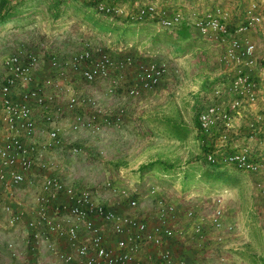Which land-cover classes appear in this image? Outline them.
<instances>
[{"label": "built area", "instance_id": "obj_1", "mask_svg": "<svg viewBox=\"0 0 264 264\" xmlns=\"http://www.w3.org/2000/svg\"><path fill=\"white\" fill-rule=\"evenodd\" d=\"M93 11L97 16L122 17L129 23L147 22L171 32L183 26L222 48L218 56L220 81L206 94L196 114L197 127L204 137L217 133L225 140L240 115L255 105L259 88L264 85V64L256 55L250 34L262 21L264 0H248L235 23L231 22V12L220 5L201 11L180 4L161 5L156 0L130 5L100 0ZM92 50L88 42H83L71 54H47L49 73L42 78L36 75L41 54L34 49L17 47L1 60L0 213L8 227L23 224L27 250L36 254L34 260H21L13 243L7 241L5 247L13 264H37L39 246L56 264H202L175 255L169 243L172 239L183 241L188 235L202 244L206 226L214 243L226 244L235 234V225L224 221L221 195L211 197L203 212L193 206L183 210L160 195L161 190L155 185L141 190L136 184H114L105 179L98 190L75 186L47 171L49 163L42 160V155L62 146L64 113L71 115L66 120L71 132L99 133L103 127L122 122V108L101 111L90 93L73 89L75 78L87 85L102 83L106 96L122 91L133 98L155 88L169 73L165 59L154 55L140 60L120 50L110 52L99 47L96 55ZM79 108L87 111L82 113L77 111ZM260 120L261 116L255 115L247 122V137L254 139L256 146L263 145V140L256 139ZM41 125L45 129L39 139ZM211 145L205 144L203 155L208 166L230 167L256 176L257 192L264 197V153L254 157L255 147L247 144L225 152H218ZM79 150L76 145L67 148L70 154ZM40 172L29 204H20L16 187L24 182L32 184ZM105 194L112 203L109 199L104 202ZM145 200L150 205L144 212H137ZM121 207L132 213H125ZM180 218H184L183 225ZM217 261L227 264L224 256Z\"/></svg>", "mask_w": 264, "mask_h": 264}, {"label": "rangeland", "instance_id": "obj_2", "mask_svg": "<svg viewBox=\"0 0 264 264\" xmlns=\"http://www.w3.org/2000/svg\"><path fill=\"white\" fill-rule=\"evenodd\" d=\"M19 1L22 0H7L4 9L10 8L12 4ZM247 1L180 0L179 4L182 3L186 7H193L201 11L210 9L215 4L220 5L231 12V22L235 23L240 19L239 12L242 4L244 5ZM53 2L54 0H24L23 5L18 8L17 14L15 12L10 21L0 24V77L2 75V58L20 46L34 49L41 54L38 70L41 75H48L47 54L68 55L78 51L79 48L70 49L67 47L72 45L73 40L77 41L75 47H81L83 42H88L91 47L100 46L110 52L118 49L121 52L137 54L138 50H143L156 58L157 55H160L159 58L165 59L168 64L169 73L155 88L136 97V99H146V102L143 106L134 107V114H127L129 116L127 118V109L125 111L124 104L130 101V97H127L124 92L106 96L102 92V83L87 85L75 78V83L71 85L73 89L83 94L90 93L97 101L101 111L113 112L119 107L122 108V122L118 126L103 127L99 133H92L89 130L71 132L66 128V120L71 115L64 113L62 117L63 120L65 119L62 123L64 129L61 134L62 146L48 150L42 155V160L49 163L47 171L55 173L65 182L75 186H92L100 190V184L108 179L114 184H121L124 181L128 185L136 184L141 190L147 185H155L161 190L160 195L162 196L170 199L166 195L167 193L172 194L176 199L183 198V162L181 165L180 162L177 163V158H181L180 161H183V143L175 140L171 128L173 124L182 128L183 97L188 94L187 92H193V86L198 84L196 88H199L200 85L202 91L197 99L200 109L206 94L215 83L220 81L221 66L218 56L222 48L201 40L194 33L190 35L189 41L192 42L191 46H188L178 32H167L156 26L148 29L145 25L142 27L140 23H129L122 17L96 16L93 11L92 13L90 11L93 9V6L89 4L90 0L78 1L83 5L87 3L85 5L87 11L82 9L83 7L76 8L77 6L72 3L66 7H59L60 10L63 8L62 13L55 17L53 16L54 9L51 6ZM240 2H242L241 5H239ZM186 35L189 36L187 32ZM255 37L256 52L262 54L264 53V24L256 31ZM182 55L186 56L177 61L172 60V58ZM199 58H202L201 61ZM261 63L264 64V60L261 59ZM183 69H192L194 73L186 75ZM108 102L110 104L118 102V104L110 105L112 107L108 110L107 108L110 107L105 105ZM77 111L83 113L87 109L79 108ZM261 112L264 114V108ZM39 129L37 137L40 139L45 128L41 125ZM258 136L260 139H264L263 133ZM70 145L78 146L79 152L75 154L67 152ZM157 161L174 166V169L170 171L171 177L162 176L165 172L159 166L145 171L139 170V167ZM203 165H201L198 179L206 187L205 195L222 193V188L228 187V193L224 197V212L227 217L230 218L234 212L243 216L252 205H256L257 209L259 206L264 209V197L258 194L255 186L256 176L236 171L230 167L225 168L224 172H218L206 169ZM40 175L41 172L33 177L32 186L23 188L24 193L32 196L36 192V181ZM261 179L264 180V174ZM196 185L193 187L194 189L204 188L200 183H196ZM102 198L105 203H108V199L109 203H112V199L108 195L105 194ZM149 205L150 203L146 200L141 202L137 212H144ZM179 208H183V203H179ZM256 217V222L251 225V253H247L248 249L244 247L246 245L238 232L239 229L244 230V226L240 223H237L236 230L239 233L236 235L240 237L238 239L240 243L227 248L228 250L231 248L237 250L232 252L245 253V260L242 259L244 264H259V262L264 264V251L262 250L264 211L261 215L257 213ZM180 219V224L183 225V218ZM26 239L27 234L23 224L18 223L8 227L0 213V264H13L10 251L5 247L7 241L13 243L18 257L21 260L24 259L28 253ZM45 254L48 252L39 246L37 253L39 264H45L48 260Z\"/></svg>", "mask_w": 264, "mask_h": 264}, {"label": "crops", "instance_id": "obj_3", "mask_svg": "<svg viewBox=\"0 0 264 264\" xmlns=\"http://www.w3.org/2000/svg\"><path fill=\"white\" fill-rule=\"evenodd\" d=\"M141 1H148V0H141ZM156 1L159 2L161 5H166V6H174V5H178L180 3V0H156ZM217 1H219V0H217ZM180 5H184V4L181 3ZM215 5H217V4H215ZM262 14H263V18H262L261 23L258 25V28L250 34L251 39L255 42H256V37H255L256 31H258V29L261 28L262 24H264V11L262 12ZM140 25L142 27L146 26L148 29L155 27L154 25L147 23V22L140 23ZM177 30L173 31V33H177ZM167 32H169V31H167ZM186 32L189 34V36L185 35V37L183 38V41H185L188 46H191L190 44L192 41H189V39L191 38L190 35L192 33L188 32V31H186ZM201 40L204 41V39H202V38H201ZM206 42H208V41H206ZM76 44H77V41L73 40L72 45H69L67 47L70 49H73V48H79L80 49V47H75ZM99 47L100 46H93L92 47V49H93L92 51H93L94 55L97 54V48H99ZM155 52H157V51H155ZM136 53L137 54L134 53L132 55L136 59H140V60H146V58H148V56L151 55V54H148L147 51H143V50H138ZM256 55L260 59L264 60V53L257 54V52H256ZM184 56H186V55H184ZM184 56L182 55L181 57H175V58H172V60L177 61L178 59L180 60ZM157 57H160V55H157ZM201 59L202 58H199L200 61H201ZM190 64H193V63H190ZM183 72H185L186 75L194 73V71L192 69H189V70L183 69ZM36 75L38 76V78L44 77L43 75H41L39 70L36 72ZM197 85L198 84H196V86ZM196 86H193V89H194L193 92H187L188 94H186L183 97V125L181 126L183 133H182V137L178 140L180 143H183V161H180L181 158H177V160H178L177 163L180 162L179 164L181 165V163L183 162V198L176 199L175 196H173L172 194L166 193V195L169 196L170 199L176 204L177 208H179V203H183V210L189 206H193L198 212L199 211L203 212L209 206L210 198L213 197L215 194H219L222 196V201H223V206H224V197H226V195L228 193V189H227L228 187L224 186L222 188V193H209L207 195L204 194V193H206V191H204V190H206V187L198 179V177H200V172H201L200 168H202L201 165L204 164L203 166L206 167L205 166L206 164L204 163V159H203L204 158L203 157L204 147H205L206 143L210 142L212 144L211 148L213 147L214 149L218 150V152L231 151L232 149H234L238 146L247 144L250 146H255V148H254L255 151L253 153L254 157H258L264 153V141H263V145L256 146L255 140L254 139L250 140L247 137L249 134V131H250L248 126H247V122L251 121L255 115L261 116V120L259 122L260 131L258 133H256L257 134L256 139H260V137L258 136L260 133H263V135H264V114H263V112H261L264 108V85H261L259 88L257 100H256V103L253 106V108L243 112L240 115V117L235 121L233 130L231 132H229V134L225 140H221L217 133H213V136L211 138L204 137L202 135V133L200 132V130L198 129L197 125H195L196 124V114L199 110V105H198L197 99H198L200 93H202L200 85H199V88H196ZM190 89H192V87H190ZM119 92L122 93V91H119ZM145 93H147V92H143L141 95H143ZM145 100L146 99L141 100V99H136V97H133V98L130 97V101H127L126 104H124V102H121L125 105V111L127 109L126 118L129 117V116H127V114L128 115L134 114V110L136 107L138 108L140 106H143V104H145V102H146ZM128 103H130V104H128ZM116 104H118V102L117 103L114 102L113 104H110V102H108L105 105H106V107H110V108H107L109 110V109H111L112 106H114ZM110 105H112V106H110ZM175 140L177 141V139H175ZM261 140H264V139L261 138ZM177 163H174V164H177ZM198 166H199V168H198ZM225 168H227V167H225ZM225 168H223V169H216L215 168V169H211V170H218L220 172H224V171H226V170H224ZM162 176L171 177L172 174L171 173H163ZM167 181H169V180H167ZM196 183L202 184L204 186V188L201 189L199 187V189H194L193 187L196 185ZM28 186H32V184H25V182H24L23 184L19 185L15 189L16 199L19 201L21 200L20 204H22V205H26V204L28 205L30 202L31 195H27L26 193H24L25 190L23 189L24 187H28ZM196 186H198V185H196ZM186 189H188V190L186 191ZM200 189H201V191H200ZM121 209L125 213H132L131 209H128L125 207L124 208L121 207ZM262 211H264L262 206H259L257 209L256 205H252L250 207V209L248 210V212H246L243 216H241V214H239L237 212H234V214L229 218L225 215V212H224V221L225 222H233L235 227H236L235 228V234L224 245L214 243L210 239V231L208 230L209 228L205 226L204 233L206 236L205 237L206 240L202 241V244L200 242H197L195 239L190 238L187 235V236H184L183 241L179 240V239H175V240L172 239L169 243V247L175 255L181 256L186 260L196 261V262H199L202 264H218L217 258L219 256H224L227 264H244L245 262L242 261V259L245 260L244 259V257H246L245 253L241 254L240 252H232V251H237V250H235V248H231V250H228L227 248L229 246L230 247L232 245L235 246V245H237V243H240L238 240L240 237L239 236L237 237V235H236V234L240 233L242 240L246 245L244 247H246L248 249L247 253H251L250 252V251H252L251 245H250V240L252 237L251 225H254V223L256 222L255 219L257 218L256 217L257 213H260V215H261ZM237 223L238 224L240 223L242 226H244V230H243L244 232L241 231L240 229L238 230L239 233L236 232ZM183 224H184V220H183ZM263 231H264V228H263ZM262 250L264 251V241L262 244ZM45 256L48 259L45 262V264H56V261L53 259V257L50 254H45ZM27 257L34 260L36 258V254H31V252L29 251L25 258H27ZM37 258H38V256H37ZM253 259H255V258L253 257ZM36 261H37V264H39L38 259ZM259 264H261V262H259Z\"/></svg>", "mask_w": 264, "mask_h": 264}, {"label": "trees", "instance_id": "obj_4", "mask_svg": "<svg viewBox=\"0 0 264 264\" xmlns=\"http://www.w3.org/2000/svg\"><path fill=\"white\" fill-rule=\"evenodd\" d=\"M78 1H80V0H78ZM78 1L77 0H54L53 5H51L53 7V9H54L53 16L58 17L59 15H61L63 8L60 10L59 7H63V6L66 7V6H68V5L72 4V3L77 6L76 8L83 7L82 9L86 10L87 8H86L85 5H87V3L85 5H83V4L81 5L80 2L78 3ZM98 1H100V0H90L89 4L94 6L93 4H95ZM101 1H105V2L108 1L107 3H115L116 2V3H124V4L130 5L133 2H135V1H141V0H101ZM23 3H24V0L19 1V2H15L14 4H12L10 6V8L4 9L5 5L7 4V0H0V24H4V23L10 21L13 18L14 13L16 12V14H17L18 8L20 6H22ZM241 4H242V2L240 3V5ZM7 9H8L9 12L7 11ZM5 11H7V12L5 13ZM90 11L92 13L93 9L90 10ZM93 13H94V11H93ZM186 31H187V29L185 27H183V26L179 27L178 30H177V32L179 33V36L181 38L185 37ZM172 126L173 127L171 129L173 131L174 138L179 140L182 137V133H183L182 128H179V126L177 124H173ZM179 129H180V132H179ZM204 150H205V147H204ZM164 163L165 162H161V161L151 162L149 164H145L144 166L139 167V170L140 171H145V170L151 169L154 166H159L160 169H162L165 173H170V171L174 169V166H169V165L164 164ZM204 163L206 164L205 161H204ZM205 166H206V169H210V170L211 169H215L213 167L208 166L207 164ZM216 171H218V170H216ZM218 172H220V171H218Z\"/></svg>", "mask_w": 264, "mask_h": 264}]
</instances>
